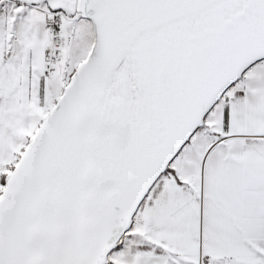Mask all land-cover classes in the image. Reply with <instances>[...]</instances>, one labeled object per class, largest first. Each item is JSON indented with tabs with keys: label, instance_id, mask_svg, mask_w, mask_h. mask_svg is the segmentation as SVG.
Segmentation results:
<instances>
[{
	"label": "snow or ice",
	"instance_id": "1",
	"mask_svg": "<svg viewBox=\"0 0 264 264\" xmlns=\"http://www.w3.org/2000/svg\"><path fill=\"white\" fill-rule=\"evenodd\" d=\"M0 264H264V0H0Z\"/></svg>",
	"mask_w": 264,
	"mask_h": 264
}]
</instances>
